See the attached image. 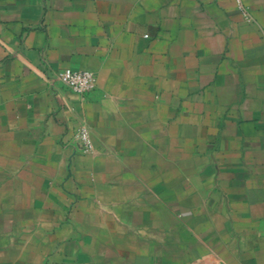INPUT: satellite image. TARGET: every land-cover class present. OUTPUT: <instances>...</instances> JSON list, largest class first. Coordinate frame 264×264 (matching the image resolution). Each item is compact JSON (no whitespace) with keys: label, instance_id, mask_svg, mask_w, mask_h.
<instances>
[{"label":"crops","instance_id":"1","mask_svg":"<svg viewBox=\"0 0 264 264\" xmlns=\"http://www.w3.org/2000/svg\"><path fill=\"white\" fill-rule=\"evenodd\" d=\"M0 264H264V0H0Z\"/></svg>","mask_w":264,"mask_h":264},{"label":"built area","instance_id":"2","mask_svg":"<svg viewBox=\"0 0 264 264\" xmlns=\"http://www.w3.org/2000/svg\"><path fill=\"white\" fill-rule=\"evenodd\" d=\"M57 77L60 81L76 93L90 92L96 83V76L90 70H75L72 68H64L57 72ZM83 145L84 151H90L93 147V141L89 129L82 125L75 134Z\"/></svg>","mask_w":264,"mask_h":264}]
</instances>
